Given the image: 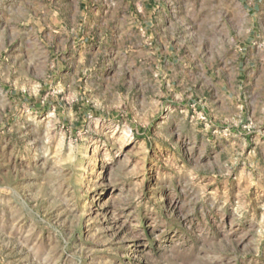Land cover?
Masks as SVG:
<instances>
[{
	"label": "rangeland",
	"instance_id": "374dc122",
	"mask_svg": "<svg viewBox=\"0 0 264 264\" xmlns=\"http://www.w3.org/2000/svg\"><path fill=\"white\" fill-rule=\"evenodd\" d=\"M63 1L0 0V264H264V10Z\"/></svg>",
	"mask_w": 264,
	"mask_h": 264
},
{
	"label": "crops",
	"instance_id": "0c3cea01",
	"mask_svg": "<svg viewBox=\"0 0 264 264\" xmlns=\"http://www.w3.org/2000/svg\"><path fill=\"white\" fill-rule=\"evenodd\" d=\"M64 3V8L66 9L65 11L68 12L67 9H71V5H70V0H65L63 1ZM240 4L243 8V10L241 11L243 13V15L245 16L246 12H247V8H252V9H256L257 7H259L258 13H262L264 10V0H240ZM63 12V10L61 11ZM223 12H230V5L227 2V6H223ZM246 17V16H245ZM243 31L241 33V36L243 38L244 41L247 40V38L249 36L254 35L255 38L258 39H263L264 38V27L262 26V22H259V20L257 22H255L250 28H249V33H248V28L246 26V22L244 19V23L242 25L241 28ZM249 34V35H248ZM264 41V39H263ZM256 43H251V45H247L243 47V49L246 51V54L243 56L244 59L246 60L248 58V60H263L264 61V42L260 44L259 47H257L255 45ZM263 49V53L261 54H257V49ZM261 77V76H260Z\"/></svg>",
	"mask_w": 264,
	"mask_h": 264
}]
</instances>
